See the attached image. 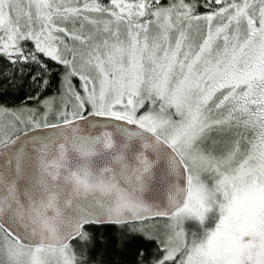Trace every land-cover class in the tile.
<instances>
[{
	"label": "snow or ice",
	"instance_id": "1",
	"mask_svg": "<svg viewBox=\"0 0 264 264\" xmlns=\"http://www.w3.org/2000/svg\"><path fill=\"white\" fill-rule=\"evenodd\" d=\"M0 264H264V0H0Z\"/></svg>",
	"mask_w": 264,
	"mask_h": 264
}]
</instances>
